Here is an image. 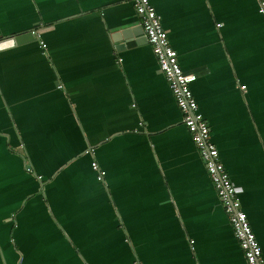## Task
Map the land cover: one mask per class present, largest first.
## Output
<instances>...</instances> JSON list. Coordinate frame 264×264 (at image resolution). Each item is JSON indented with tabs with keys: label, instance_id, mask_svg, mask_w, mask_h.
Instances as JSON below:
<instances>
[{
	"label": "crops",
	"instance_id": "obj_1",
	"mask_svg": "<svg viewBox=\"0 0 264 264\" xmlns=\"http://www.w3.org/2000/svg\"><path fill=\"white\" fill-rule=\"evenodd\" d=\"M150 1L264 258V0ZM140 24L0 0V264H246L152 44L115 37Z\"/></svg>",
	"mask_w": 264,
	"mask_h": 264
},
{
	"label": "built area",
	"instance_id": "obj_2",
	"mask_svg": "<svg viewBox=\"0 0 264 264\" xmlns=\"http://www.w3.org/2000/svg\"><path fill=\"white\" fill-rule=\"evenodd\" d=\"M133 1L135 9L141 17L144 32L153 46L159 67L165 74L176 102L182 111L183 122L205 162L217 195L243 250L246 264H264L262 245L252 228L247 213L242 208L237 188L220 158L219 149L212 140L211 127L199 110L197 99L191 87L197 79V75L182 69L178 52L170 44L167 30L162 24L161 15L151 1ZM41 43L43 47H46L45 43ZM92 167L96 171L97 179L104 181L106 171L101 168L97 160L92 161ZM39 177L41 178V176Z\"/></svg>",
	"mask_w": 264,
	"mask_h": 264
},
{
	"label": "water",
	"instance_id": "obj_3",
	"mask_svg": "<svg viewBox=\"0 0 264 264\" xmlns=\"http://www.w3.org/2000/svg\"><path fill=\"white\" fill-rule=\"evenodd\" d=\"M115 37L119 41H122L123 38L125 40V46H134L148 40L142 24L128 27L126 26L124 28L121 27V29L117 31Z\"/></svg>",
	"mask_w": 264,
	"mask_h": 264
}]
</instances>
